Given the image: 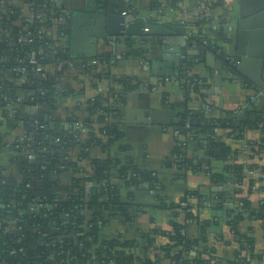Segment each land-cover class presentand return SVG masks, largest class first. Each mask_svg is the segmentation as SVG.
I'll use <instances>...</instances> for the list:
<instances>
[{
    "label": "trees",
    "instance_id": "1",
    "mask_svg": "<svg viewBox=\"0 0 264 264\" xmlns=\"http://www.w3.org/2000/svg\"><path fill=\"white\" fill-rule=\"evenodd\" d=\"M31 7V16L20 10H9L0 17V112L6 131H0V153L12 150L9 155L16 173L0 177V264H207L214 259L215 249L207 246L208 222L196 218L191 206H182L181 202L168 201L163 194V186L156 173L141 168L132 162H125L118 169V179L124 181L130 189L127 199L122 200L118 184L110 180L109 169L116 160L93 161L92 172H87L80 164L95 144H112L123 135L119 127L120 106L124 94L134 90L139 81L129 75L113 76L104 63L109 57H95L94 74L113 78L114 82L105 93H99L85 101L87 116L79 117L74 107L64 119L55 116L57 91L55 77L61 75L65 62L72 60L65 46V36L69 32V15L53 3V0H25ZM208 3L210 8L217 5ZM54 29L53 35L48 33ZM203 41L218 50V41L208 40L197 35L195 44L199 47ZM129 43V42H128ZM130 44H133L130 42ZM207 45V44H206ZM221 50V48H220ZM42 67V73H35L29 63L31 53ZM225 53L223 50L220 56ZM189 65L185 64L177 79L186 95L182 102L165 101V106L174 109L175 117L170 128L178 130L184 140L196 143L200 153L187 154L186 142L179 141L172 151V161L177 165V176L187 172L206 171L212 179H220L223 174L210 171L212 159L230 160L237 151L215 138V130H227L229 136L242 138L246 125H256V121L246 119L236 126L231 112L225 117H208L204 112L189 108V92L199 89L200 77L188 75ZM10 73L9 77L4 72ZM91 70V69H90ZM27 75L33 81L31 93L21 101L13 96L18 88L13 79ZM18 87V88H17ZM27 108L30 110L27 112ZM32 108V109H31ZM22 122L25 127L23 139L15 137L8 141L7 136ZM41 122L43 127L35 126ZM84 127V136L76 124ZM189 127H185L186 124ZM264 132V122L262 123ZM59 138V140H56ZM77 150L76 155L71 151ZM220 150V154L216 151ZM256 154L264 151V140L260 146L252 147ZM31 154V157L28 155ZM249 158V162H248ZM242 162L235 159L225 165V172L232 174L237 182H242L245 172L264 165L251 162L253 155ZM180 170V171H179ZM72 172L69 185H61L59 178ZM250 185L254 184L252 178ZM249 179V181H250ZM92 184V185H90ZM264 184V183H263ZM145 189L150 196L148 205L158 207L176 216L183 212L194 219L199 226V236L189 238L183 226L177 222L170 230H155L154 234L167 236V243L154 245L150 240L145 253L152 249L153 255L138 257L135 255V239H124L120 235L100 237V227L112 216H118L131 223L134 215L128 208L133 205L134 190ZM199 198L197 191L187 192L188 197ZM217 203H221L218 195ZM239 202L243 204L239 206ZM143 206V205H142ZM138 205V209L143 207ZM118 207V208H116ZM87 211V213H85ZM66 215V216H65ZM264 219V199L255 206L247 197L237 199L229 225L234 232L238 247L230 264H252L260 258L254 252L253 229L242 232L239 224L243 219ZM243 253L242 257L239 254ZM206 255L208 257H206Z\"/></svg>",
    "mask_w": 264,
    "mask_h": 264
},
{
    "label": "crops",
    "instance_id": "2",
    "mask_svg": "<svg viewBox=\"0 0 264 264\" xmlns=\"http://www.w3.org/2000/svg\"><path fill=\"white\" fill-rule=\"evenodd\" d=\"M53 1L60 9H62L61 5H64L66 10H80L84 7V0ZM121 1L128 8L138 10L142 15L153 19L163 17L172 23L187 26L193 46L188 47V60L182 61L177 71L179 73L183 65L187 64L189 65L187 74L196 75L201 79L199 89L189 92L187 102L189 108L202 111L208 117H225L227 112L233 114L245 111L243 121L254 115L257 119L252 121H256V125H246L242 138L229 136L227 130H215V138L218 141L237 151L233 158L230 155V160L212 159L210 171L223 174L220 179H212L210 173L206 171H189L184 176H177V165L171 158L175 144L179 141L182 144L186 142L188 156L195 153L202 154L196 149L194 141L184 140V136L180 135L178 130H172L170 124H164L169 118L174 119L176 114L174 109L165 106V101L182 102L186 95L185 88L177 79L178 74L171 76L152 74L151 70L154 68L161 72H164V69L157 64L152 66L153 61H161L162 52L160 45L150 38L122 39L117 43L100 41L97 46L99 54L97 57H109V63H104L107 71L109 70L113 76H133L139 81V85L134 90L125 92L124 101L120 106L119 127L123 135L112 144L93 145L88 156L82 159L80 164L90 173L93 170V161L116 160L117 164L109 169V178L118 184L122 200L127 199L130 190L117 176L120 165L125 162H132L138 167L154 171L163 186V194L170 202H181L187 192L197 191L200 197L190 196L186 203L191 206L196 218L208 222V243L214 247L215 252L214 259L207 264H230L238 247L234 232L229 225L237 199L247 197L254 206L264 199V171L259 168L248 169L242 182L239 183L232 174L225 172L226 164L232 163L235 159L244 162L251 155L254 156L251 162L264 165V151L257 154L252 151V147L260 146L264 140L262 131L264 119H261V115L264 114V103L255 105L258 97L263 93V89L256 87L255 81L259 78L260 82H264V26H261L264 24L257 25L256 20L248 21L249 17H247L260 8L258 1L221 0L211 8L207 4L215 3V0ZM14 9L20 10L28 17L32 15V7L25 0H0V17L2 13ZM242 16L246 18L241 19ZM48 33L53 35L54 29L51 27ZM202 34L208 40L218 41L225 54L220 56V48L215 50V47L210 46L206 41H203L204 45L198 47L195 44V37ZM95 47L89 45L87 48L93 52L96 50ZM237 56L240 59H236ZM94 58L69 59L65 62L64 68H61V64L58 67L61 75L54 79L57 86L55 116L64 119V124L67 113L75 106L79 107L75 112L76 115L87 116L86 99L105 93L114 82L111 77L94 74L95 60H92ZM219 61L222 62L220 69ZM229 62L241 63L242 72L234 70ZM1 72H4V69ZM4 74L8 78L10 73L4 72ZM13 81L21 89H29L27 95L31 93L33 81L26 74ZM233 119L236 124L237 119ZM0 131H6L3 123L0 125ZM24 134L25 127L20 122L7 138L8 141L15 137L21 140ZM83 136L82 131L80 137ZM11 153L12 150L9 148L0 153V177L17 172L9 157ZM76 153L75 149L71 151L72 155ZM72 174L67 172L62 175L59 178L60 184L69 185ZM250 178L254 182L252 185ZM231 179L234 181V189L226 186ZM218 195L221 197L219 199L221 203H217ZM149 202L150 196L147 190L141 188L134 190L133 205L128 208L134 215L133 222L128 223L121 217L112 216L100 227L99 236L109 238L120 235L124 239H135L137 244L134 250L138 257H143L145 254L149 257L153 255L152 249L145 253L150 240H153L154 245L157 246L167 243V236L154 234L153 231L170 230L174 222L183 226L187 237L199 236V226L194 219L188 218L183 212H178L174 217L167 210L148 205ZM138 205H143V209L139 210ZM239 228L242 232L249 228L253 229L254 252L260 254V258H254L251 263L264 264V219H243ZM135 264H142V261H137Z\"/></svg>",
    "mask_w": 264,
    "mask_h": 264
},
{
    "label": "water",
    "instance_id": "3",
    "mask_svg": "<svg viewBox=\"0 0 264 264\" xmlns=\"http://www.w3.org/2000/svg\"><path fill=\"white\" fill-rule=\"evenodd\" d=\"M257 1L260 8L247 17H249L248 21L256 20V24L260 25L264 24V0ZM61 8L70 17L69 32L65 36V46L71 59H89L99 56L97 46L100 41L117 43L122 39L146 37L160 45L162 52L161 61L151 62L152 66L157 64V66L164 69V72L154 68L151 70L152 74L155 76H171L178 74L177 68H180L182 61L188 60V47L193 46L186 25L172 23L163 17L153 19V17L142 15L138 10L128 8L121 0H84V7L80 10H66L64 5H61ZM243 18H246V16H242L241 19ZM89 45H95L96 50L90 52L87 48ZM236 59H240V57L237 56ZM218 64L220 69L222 62L219 61ZM229 64L234 70L242 72L241 63L229 62ZM255 83L256 87L263 89V93L258 97V102L255 103L258 106L259 103H264V82H260L258 78ZM28 92L29 89L18 88L13 99L17 102L21 101L18 98L27 95ZM29 110L27 108V112ZM244 112L240 111L232 114V117L238 121L236 126H239L243 121ZM248 119L256 120L257 117L253 115L249 116ZM261 119H264V114L261 115ZM172 123L173 117L169 118L164 124L171 125ZM35 126L38 130H41L42 123ZM216 154H220V150H217ZM226 186L229 189H234V181L231 179Z\"/></svg>",
    "mask_w": 264,
    "mask_h": 264
},
{
    "label": "built area",
    "instance_id": "4",
    "mask_svg": "<svg viewBox=\"0 0 264 264\" xmlns=\"http://www.w3.org/2000/svg\"><path fill=\"white\" fill-rule=\"evenodd\" d=\"M34 55H35V53L32 52V53H31V56H30V59H29V63L32 64V65L34 66L33 68H34L35 73H42V67H41L40 63H38V62L36 61ZM199 82H200V81H198V83H199ZM253 97H254V96H252V98H253ZM18 99L21 100V97H19ZM39 123H41V122H39ZM39 123H38V124H39ZM36 125H37V124H36ZM41 127H43V124H42ZM185 127H189V124L187 123V124L185 125ZM76 128L79 129V130H81V131H84V130H85L81 123H77V124H76ZM56 140H59V138H56ZM31 156H32L31 154L28 155V157H31ZM238 204H239V206H241L243 203H242V202H239ZM181 205H182V206H186L187 203L182 201V202H181ZM205 245L210 246L211 244H209V243L207 242V243H205ZM153 252H155V251L153 250ZM242 255H243V253H240V254H239V257H242ZM206 257H208V256L206 255Z\"/></svg>",
    "mask_w": 264,
    "mask_h": 264
}]
</instances>
